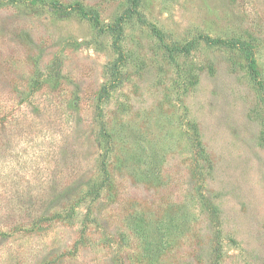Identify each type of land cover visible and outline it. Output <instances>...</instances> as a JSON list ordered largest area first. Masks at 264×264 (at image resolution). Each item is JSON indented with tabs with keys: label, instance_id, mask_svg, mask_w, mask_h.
<instances>
[{
	"label": "rangeland",
	"instance_id": "374dc122",
	"mask_svg": "<svg viewBox=\"0 0 264 264\" xmlns=\"http://www.w3.org/2000/svg\"><path fill=\"white\" fill-rule=\"evenodd\" d=\"M136 9L0 0V264H264V0Z\"/></svg>",
	"mask_w": 264,
	"mask_h": 264
},
{
	"label": "trees",
	"instance_id": "16d2710c",
	"mask_svg": "<svg viewBox=\"0 0 264 264\" xmlns=\"http://www.w3.org/2000/svg\"><path fill=\"white\" fill-rule=\"evenodd\" d=\"M137 1L138 0H129L130 13H136L137 12V9H136L137 8ZM71 6L74 7V8H78L80 11H82L84 14L87 15V12L85 11V8L82 5H80L79 3L72 4ZM138 17H139V15H138ZM139 18H141V17H139ZM94 22L96 24L99 23L98 17H96L94 19ZM151 28H152V31L156 34V36L160 39V41H163L162 35L158 31V29L155 26H152ZM202 38H203V40L206 43L219 42L218 39H212V38H209V37H202ZM132 228H133V230H134V232L136 234L140 235V237H142L144 239V241H145L144 249L148 250L149 252H151V255H153V257L155 259H157L158 256H160V253H162V250L167 248V244H166V242H164V243H161L160 245H158L156 248L153 249L152 244L150 245V243L147 240V235H145V229H143V227L139 228V227H137L135 225ZM148 262H150V264H156L153 261L151 262V257L149 255H148Z\"/></svg>",
	"mask_w": 264,
	"mask_h": 264
}]
</instances>
